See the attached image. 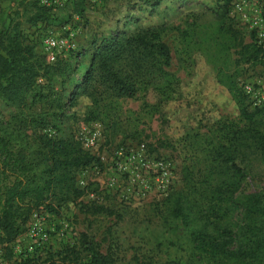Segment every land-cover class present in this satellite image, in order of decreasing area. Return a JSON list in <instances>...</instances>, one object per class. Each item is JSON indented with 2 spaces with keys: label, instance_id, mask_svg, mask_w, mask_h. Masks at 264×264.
Listing matches in <instances>:
<instances>
[{
  "label": "rangeland",
  "instance_id": "rangeland-1",
  "mask_svg": "<svg viewBox=\"0 0 264 264\" xmlns=\"http://www.w3.org/2000/svg\"><path fill=\"white\" fill-rule=\"evenodd\" d=\"M21 1L0 0V27L18 21L33 38L27 24L33 0ZM36 1L43 5L44 0ZM47 1L55 22L69 20L80 55L60 75L38 79L45 85L43 96L28 109L45 121L44 131L78 140L95 160L77 172L82 193L76 201L56 214L33 210L26 230L10 243L7 264H21L26 255L43 259L48 252L79 244L81 233L101 252H111L117 264H206L195 260L180 222L164 220V200L185 185L189 172L204 171L207 148L223 137L221 127L243 126L234 91L250 110L264 103V0H245L243 11L235 9L243 0H232L220 15L213 12L215 0H162L151 12L127 0H84L83 16L73 12V0ZM154 25L164 26L159 39L170 51L162 76L132 97L102 93L97 104L85 94L73 97L91 60L90 36ZM251 45L262 49L256 63L247 60ZM225 77L234 90L220 82ZM94 132L95 143L88 147ZM242 149L245 156L236 159L245 175L240 191L260 190L264 165L259 153L252 145ZM91 203L106 211L88 210ZM34 222L47 233L39 244L29 235Z\"/></svg>",
  "mask_w": 264,
  "mask_h": 264
},
{
  "label": "trees",
  "instance_id": "trees-1",
  "mask_svg": "<svg viewBox=\"0 0 264 264\" xmlns=\"http://www.w3.org/2000/svg\"><path fill=\"white\" fill-rule=\"evenodd\" d=\"M127 1L143 5L150 12L162 2ZM215 1L213 12L220 15L232 0ZM73 2V12L83 16L84 0ZM28 3L33 11L27 16V24L35 42L23 33L18 21L11 27H0V241L8 245L26 230L33 210L43 208L56 214L63 205L76 201L82 193L76 183L77 172L95 160L78 140L44 131L45 121L28 109L43 96L45 85L38 79L60 75L80 55L76 48L48 63L40 47L36 50L38 30L59 29L69 20L55 22L51 7L36 0ZM261 17L264 23V5ZM163 28L138 26L90 36L91 60L73 97L85 94L97 104L102 93L116 98L132 97L143 85L155 82L170 60L168 45L159 39ZM247 48V60H261V47ZM220 82L234 90L227 77ZM234 96L243 126L221 127L223 137L207 148L209 164L204 171L189 172L185 185L165 197L164 220L170 225L180 222L198 262L264 264V187L241 192L245 175L236 162L245 156L242 146L252 145L264 165V103L250 110L241 95L234 91ZM86 208L106 211L93 203ZM21 264L117 263L111 252H101L87 233H81L79 244L48 252L43 259L26 255Z\"/></svg>",
  "mask_w": 264,
  "mask_h": 264
},
{
  "label": "built area",
  "instance_id": "built-area-1",
  "mask_svg": "<svg viewBox=\"0 0 264 264\" xmlns=\"http://www.w3.org/2000/svg\"><path fill=\"white\" fill-rule=\"evenodd\" d=\"M244 2L245 0L235 3V9L238 11L245 10ZM42 4L49 6L51 4V1L44 0L42 1ZM250 20H252L253 24H257L259 21L257 18L254 17H250ZM260 21L263 20L260 19ZM38 32L40 33V51L45 56V59L48 63L54 62L58 58V56H66L70 51H74V49H76V43L74 41V32L72 31L70 25H64L56 30L49 29L47 32L40 29L38 30ZM95 139L96 132L92 133L91 136L88 137L86 143L87 146L92 147L95 143ZM29 235L37 244H39L40 240H45L47 237L46 231H44L43 227L41 226V224H39V222H34L31 224V227L29 229ZM8 248H10V245L0 241V264H7ZM29 248H32L31 245Z\"/></svg>",
  "mask_w": 264,
  "mask_h": 264
}]
</instances>
